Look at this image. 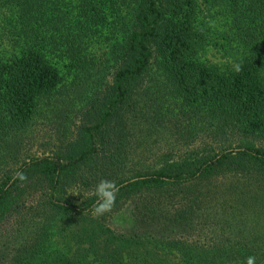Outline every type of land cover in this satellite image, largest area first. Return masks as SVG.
<instances>
[{"label": "trees", "instance_id": "16d2710c", "mask_svg": "<svg viewBox=\"0 0 264 264\" xmlns=\"http://www.w3.org/2000/svg\"><path fill=\"white\" fill-rule=\"evenodd\" d=\"M38 120L55 140L36 157ZM102 179L119 193L96 217ZM248 256L264 264V0H0V264Z\"/></svg>", "mask_w": 264, "mask_h": 264}, {"label": "rangeland", "instance_id": "374dc122", "mask_svg": "<svg viewBox=\"0 0 264 264\" xmlns=\"http://www.w3.org/2000/svg\"><path fill=\"white\" fill-rule=\"evenodd\" d=\"M207 12V6L203 4L198 15L199 22H208V20H206ZM200 60L207 65H212L220 68H227L232 65V61L229 58L223 56L222 53L218 52L217 49H214V47L212 46L206 49L205 54L200 56ZM54 128L55 125L53 123L48 124L42 120H38L34 123L33 129L31 130L29 136L30 141L27 148L33 156L37 157L41 156L42 154H46V150H49V141L55 140L52 136V134L54 133ZM123 213L126 214V216L131 215L129 206L124 208ZM199 234L200 238L206 239L204 236L205 234L201 231H197L194 235V238L197 239V237H199ZM206 235L209 237V234Z\"/></svg>", "mask_w": 264, "mask_h": 264}, {"label": "clouds", "instance_id": "9594fccd", "mask_svg": "<svg viewBox=\"0 0 264 264\" xmlns=\"http://www.w3.org/2000/svg\"><path fill=\"white\" fill-rule=\"evenodd\" d=\"M234 71H241L240 65H234ZM17 179L26 181L27 176L24 173H19ZM119 193V188L114 181L102 179L96 185L95 195L97 197L96 203L92 208L94 216H103L105 213L111 212L116 203V197ZM255 256H248L246 264H255Z\"/></svg>", "mask_w": 264, "mask_h": 264}]
</instances>
